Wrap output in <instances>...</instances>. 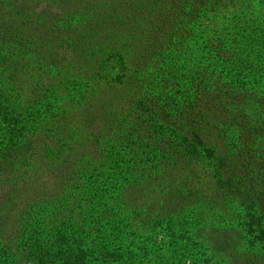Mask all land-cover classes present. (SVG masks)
I'll return each instance as SVG.
<instances>
[{
    "label": "trees",
    "instance_id": "16d2710c",
    "mask_svg": "<svg viewBox=\"0 0 264 264\" xmlns=\"http://www.w3.org/2000/svg\"><path fill=\"white\" fill-rule=\"evenodd\" d=\"M78 1L34 32L0 10V264L82 262L79 239L120 243L136 210L206 264H264V21Z\"/></svg>",
    "mask_w": 264,
    "mask_h": 264
},
{
    "label": "rangeland",
    "instance_id": "374dc122",
    "mask_svg": "<svg viewBox=\"0 0 264 264\" xmlns=\"http://www.w3.org/2000/svg\"><path fill=\"white\" fill-rule=\"evenodd\" d=\"M49 1L53 3L51 9L41 0H0V10L5 18L12 21L11 25L15 29L23 32H34L35 29L39 28L36 25V20L45 12H52L53 15L55 11L59 10L61 4L68 6L71 2H79L78 0ZM90 1L97 0H88V2ZM217 1L219 3L214 4L205 18V23L208 22L210 26L217 24L218 28L223 29L230 20L234 21L231 18L234 16L239 20L243 19L246 24L264 21V0ZM94 28L101 32L107 30L106 25L100 23L94 25ZM33 75L31 78H34ZM166 90L167 88L163 89L164 97L162 100H166ZM158 190L152 186H147L142 191L137 190L133 195L136 206L142 197L151 201L156 200V196L159 195ZM136 211L137 213L128 222L131 228L126 227L127 223H124V233L127 236L120 243L110 245L109 242L112 241V237H102L103 232L109 233V226L104 231L102 227L98 232H90L88 236L79 239L81 248L85 250V259L74 264H206L191 251H182L180 245L177 248L173 247L162 233L146 234V231L143 230L142 221L144 214H141L139 210ZM112 250L116 251L115 255H112Z\"/></svg>",
    "mask_w": 264,
    "mask_h": 264
}]
</instances>
